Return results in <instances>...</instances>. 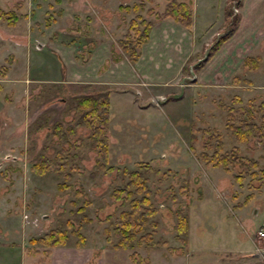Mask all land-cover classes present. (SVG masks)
Wrapping results in <instances>:
<instances>
[{
  "label": "rangeland",
  "instance_id": "obj_1",
  "mask_svg": "<svg viewBox=\"0 0 264 264\" xmlns=\"http://www.w3.org/2000/svg\"><path fill=\"white\" fill-rule=\"evenodd\" d=\"M81 1L74 4L76 17L68 13L72 5H60L58 0H50L51 8L48 0H0L2 8L18 17L13 25L0 19V66L9 67L0 75V264H218L215 260L235 256L239 246L234 243L239 239L253 246L251 237L264 219V176L252 175L260 167L249 165L247 158L263 163L264 137L239 143L227 122L264 100V0L244 1L239 34L200 70L193 65L221 32L226 0H192L195 39L182 73L166 84L141 82L126 89L118 84L123 89L111 94L109 164L133 168L140 161L148 162L151 198L158 208L154 224L147 228L149 238L127 250L113 247L112 222L127 207L112 194L113 187L123 183L116 169L91 176L96 155L89 147L86 127L78 126L76 134L66 139L51 134L55 121L64 127L74 123L71 105L76 95L114 89L104 83L83 87L72 74L58 71L59 64L48 57V49L40 48L48 44V16L53 13L66 11L68 27L74 31L65 38L78 30L84 36L94 32L97 37L115 38L111 32L121 34L134 14L119 5L138 0H90L89 8L82 6L88 0ZM164 3L145 1L143 15L155 18L154 12ZM247 54L259 56L257 69L244 65ZM8 56L12 65L6 62ZM237 95L239 100L234 98ZM170 96L179 97L168 101ZM263 111H255L257 120ZM217 134L224 150L233 151L228 171L197 156L212 151L205 143L215 141ZM63 145L69 152L65 170L57 156ZM43 157L50 160L48 168L38 174L31 166ZM67 170L72 176L62 188ZM85 199L87 204L78 211ZM178 210L187 214L185 237L175 228ZM58 225L76 229L65 244L48 248L31 241ZM79 234L84 241L77 243ZM255 238L260 244L264 240L257 233ZM34 248L38 249L35 255ZM134 251L136 258L130 255Z\"/></svg>",
  "mask_w": 264,
  "mask_h": 264
},
{
  "label": "trees",
  "instance_id": "obj_2",
  "mask_svg": "<svg viewBox=\"0 0 264 264\" xmlns=\"http://www.w3.org/2000/svg\"><path fill=\"white\" fill-rule=\"evenodd\" d=\"M145 1L152 0H138L132 4L119 5L120 9L124 10L125 13H134L126 23V31L117 39L121 51L132 62L138 58L139 49L148 39L150 30L154 24V18H148L142 13L145 7ZM243 1L226 0L223 6L221 32L213 36L205 55L194 63L193 69L200 70L204 67L221 48L223 43L237 31L242 18L240 8L243 5ZM154 17L156 19L170 18L184 27L191 28L193 22L192 0H165L162 9L154 12ZM0 19L6 20L8 24L13 25L18 17L13 11L5 10L0 6ZM258 59V55L247 54L244 57L243 63L246 67L255 70L258 68ZM6 62H11V56L6 57ZM7 69V65L2 64L0 66V75H4ZM82 86L89 87L90 85L84 84ZM178 97L170 96L167 100H176ZM234 98L236 100L240 99L238 95L234 96ZM109 107L110 91L108 88L97 92L80 93L74 97V103L71 105V109L76 114L74 123L64 127L61 121H55L51 126V134L66 139L76 134L78 126L86 127L89 130V147L96 155V167L91 172V176L93 177L99 171H112L116 169V175L123 180V183L115 185L112 189V194L117 200H120L122 205H127V207L123 208L112 222L113 234L116 236L113 247L127 250L133 249L136 244L141 245L145 239L149 238L147 228L149 225L154 224L153 217L157 214L158 208L154 205L151 198L152 190L148 183V173L152 170V166L148 162L140 161L133 168L126 165L121 167L109 164V139L107 135V126L110 120ZM258 109L263 111L264 100L259 103L258 107L245 109L244 115L241 118L236 120L232 117L231 121L227 122L230 134L237 142L243 143L250 141L252 138L258 137L260 139L264 137V111L260 115V120H257L255 111ZM193 126V130L201 131V129ZM192 140L195 142L197 137L193 135ZM192 144L190 148H194ZM205 146L206 148H212V151L210 153L207 150L200 151L197 155L198 158L211 165L221 166L224 170L228 171L232 161L230 155L233 154V151L228 153L224 150V142L220 135L217 134L213 142L207 140ZM67 149L63 145L57 151L60 168L63 170L66 169V158L69 153ZM262 157L264 158V152L262 153ZM247 160L249 161V165L260 167L258 170L253 171L252 175L256 176L260 174L263 177L264 161L263 163H259L258 160H251L250 158H247ZM49 161V158L43 157L41 161L33 163L31 168L38 174H44L48 168ZM64 174L62 188L67 187L68 184L66 181L72 176L68 170ZM236 178L240 179L241 176L237 175ZM250 195L247 196L246 202L249 200ZM86 204L87 200L85 199L84 205L77 208L78 211L82 210ZM176 215V231L177 233H183L185 237L188 234L189 228L187 214L182 210H178ZM65 223L68 226L72 224L69 219H66ZM74 232H76L75 228L68 230L66 227L58 225L43 232L41 235L32 237L31 241L44 244L49 248L51 246L65 244L70 238V233ZM79 238L77 243L84 241L82 234H79ZM107 238L110 239V236L107 235ZM32 251L36 253L38 249L34 248ZM130 255L136 258L135 251L131 252Z\"/></svg>",
  "mask_w": 264,
  "mask_h": 264
},
{
  "label": "crops",
  "instance_id": "obj_3",
  "mask_svg": "<svg viewBox=\"0 0 264 264\" xmlns=\"http://www.w3.org/2000/svg\"><path fill=\"white\" fill-rule=\"evenodd\" d=\"M244 1L242 7L245 4ZM80 2L82 1L58 0L57 3H60V5L62 3L68 4L69 7L72 5V8H67L68 13L78 17V13L73 9L74 4ZM89 4L90 0L86 1L82 6L89 8ZM192 4H194L193 1ZM49 5H51L50 0H48V8L50 7ZM242 7L240 8L242 14L240 25L243 19ZM51 12L53 11L51 10ZM64 12L66 11L62 10L61 15L53 13L52 17L48 16L50 18L48 20V44L42 45L40 49L47 48L48 57L53 56L54 60L59 64L58 71L72 74L71 78H74L75 81H80L90 86L97 83L109 84V88L112 86L114 90L110 91V96L112 93L115 94L117 90L123 89L118 84H124V89H126L131 87L130 85L140 84L141 82L142 84H153L154 82L162 81L163 84H166L165 81L175 80L182 73L183 64L192 53L191 50L195 39L193 32L197 23L194 5L191 28L184 27L170 18H154L149 37L141 45L139 56L134 62L128 59L127 55L121 51L119 45L118 49L115 47V43L118 44L117 39L122 36L126 29L119 35L111 32L115 38L109 36L97 37L94 32L84 36L83 33H78L79 30L76 31V35L73 34V36L65 38L64 35L67 36L70 32L73 33L74 29H69V20L65 18L67 15L63 14ZM62 19L63 21L60 22ZM77 19L76 21H80V18ZM94 19L96 20V18ZM75 25V28H78L80 24L77 22ZM126 25L125 23V27ZM86 26L90 28L89 24H86ZM237 31L232 36L236 33L239 34L240 31ZM173 50H176L175 55H170ZM166 52L169 56L165 58ZM49 60L52 61V59ZM12 64L11 61L9 65ZM158 75H162V78L156 79L155 77ZM125 81L129 82V84L123 83ZM245 205L243 204V207ZM253 235L254 237H251L253 246L246 245L245 240L241 243L239 239L234 243L239 246V250H234L236 251L234 253L235 256L231 257V255H228L225 259L215 261L218 264H264V240L260 244V241L256 240L255 234ZM37 253H34V255ZM38 264H43V262Z\"/></svg>",
  "mask_w": 264,
  "mask_h": 264
},
{
  "label": "built area",
  "instance_id": "obj_4",
  "mask_svg": "<svg viewBox=\"0 0 264 264\" xmlns=\"http://www.w3.org/2000/svg\"><path fill=\"white\" fill-rule=\"evenodd\" d=\"M256 233L259 238H264V220L261 227L257 230Z\"/></svg>",
  "mask_w": 264,
  "mask_h": 264
}]
</instances>
